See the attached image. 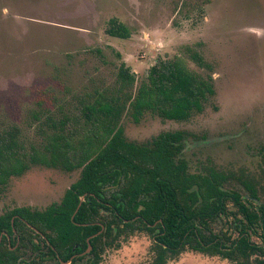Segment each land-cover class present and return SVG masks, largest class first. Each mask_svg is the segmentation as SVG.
I'll return each instance as SVG.
<instances>
[{
    "label": "rangeland",
    "instance_id": "1",
    "mask_svg": "<svg viewBox=\"0 0 264 264\" xmlns=\"http://www.w3.org/2000/svg\"><path fill=\"white\" fill-rule=\"evenodd\" d=\"M110 19L124 24L130 37L108 36ZM174 57L200 78L211 77L213 95L186 121L149 110L134 120L125 112L124 134L135 142L167 131L203 136V142L185 143L190 170L211 164L241 195L247 194L240 183L246 176L264 202V0H0V129L15 125L39 140L35 113L75 112L73 100L113 90L121 62L135 74V94L158 58ZM78 177L77 169L32 165L0 187V214L58 202ZM212 227L225 230L219 221ZM151 247L150 236L135 234L107 250L102 264H150ZM167 264L230 262L186 250Z\"/></svg>",
    "mask_w": 264,
    "mask_h": 264
},
{
    "label": "trees",
    "instance_id": "2",
    "mask_svg": "<svg viewBox=\"0 0 264 264\" xmlns=\"http://www.w3.org/2000/svg\"><path fill=\"white\" fill-rule=\"evenodd\" d=\"M105 33L130 37L116 19ZM187 53L202 67L198 54ZM211 80L190 72L178 57L158 58L132 94L135 74L121 62L113 90L95 89L73 100L76 113H35L39 140L15 125L0 129V187L32 165L79 170L58 202L0 214V264H102L107 250L135 234L151 237L150 264H167L186 250L230 264H264V202L252 179L240 180L247 192L241 195L227 187L230 176L211 164L191 171L185 143L203 142V136L167 131L135 142L120 124L125 112L138 120L148 110L186 121L213 95ZM218 221L225 230H213Z\"/></svg>",
    "mask_w": 264,
    "mask_h": 264
},
{
    "label": "water",
    "instance_id": "3",
    "mask_svg": "<svg viewBox=\"0 0 264 264\" xmlns=\"http://www.w3.org/2000/svg\"><path fill=\"white\" fill-rule=\"evenodd\" d=\"M82 200V199H81ZM62 264H64V263H62Z\"/></svg>",
    "mask_w": 264,
    "mask_h": 264
}]
</instances>
